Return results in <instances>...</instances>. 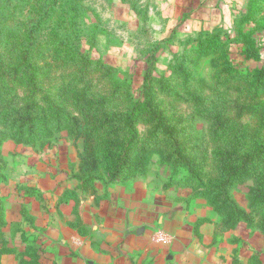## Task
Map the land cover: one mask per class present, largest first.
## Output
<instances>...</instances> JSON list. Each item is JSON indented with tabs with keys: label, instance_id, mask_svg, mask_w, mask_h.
<instances>
[{
	"label": "rangeland",
	"instance_id": "374dc122",
	"mask_svg": "<svg viewBox=\"0 0 264 264\" xmlns=\"http://www.w3.org/2000/svg\"><path fill=\"white\" fill-rule=\"evenodd\" d=\"M68 1L77 6L75 22L58 8L38 36L44 42L66 36L67 51L78 49L105 66L83 78L94 95L111 96L114 81L141 94L147 67L153 79L169 76L185 50L199 49L220 29L225 44L192 54L189 79L177 77L159 94L168 122L183 131L185 143L194 132L205 137L197 145L212 147L206 142L210 121L197 114L196 98L207 104L219 95L228 118L264 137V77L256 76L264 69V1L259 12L250 16L241 5L226 21L213 10L216 0ZM31 10L25 7L29 15ZM251 40L258 56L247 58L243 50ZM41 56L45 70L36 88L0 68L1 93L40 101L59 83L75 81L78 69L60 54ZM124 94L110 97L112 107L125 105ZM61 118L23 133L10 126L0 130V264H264V204L250 206L245 188L205 196L186 169L174 172L162 164L153 149L165 135L154 122L140 119L126 132L123 146L145 149L142 165L112 181L100 169H81V136L74 122ZM202 150H194L197 160ZM224 195L250 221L236 213L228 220L218 208Z\"/></svg>",
	"mask_w": 264,
	"mask_h": 264
},
{
	"label": "trees",
	"instance_id": "16d2710c",
	"mask_svg": "<svg viewBox=\"0 0 264 264\" xmlns=\"http://www.w3.org/2000/svg\"><path fill=\"white\" fill-rule=\"evenodd\" d=\"M260 1L251 0L246 13L249 12L251 16L259 12L260 7L257 5ZM25 7L33 9L30 15L25 11ZM58 8L64 13L65 10L68 11L71 23L75 22L77 6L72 1L0 0V68L31 89L36 88L39 76L45 70L41 53L53 52L55 56L60 54L59 57L79 71L78 76L72 79L74 82L59 83L53 92H46L40 101L31 95L9 98L0 91V130L10 126L23 133L31 131L40 122L49 125L53 121H59L61 117L66 118L76 124L77 134L81 136V169L90 172L100 169L113 181L127 176L130 170L142 165L140 159H143L144 155L140 153L145 149L123 146V143L126 132L132 130L134 122L146 119L148 122H154L159 134L165 135L153 149L160 162L171 164L174 172L181 168L186 169L188 178L196 179L197 185L205 191V196L221 195V192L232 188L239 191L240 188H245L250 197V206L264 204V137H259L256 133L250 135L232 118H228L225 101L216 95L207 104L202 103L199 97L196 98L197 114L202 113V117L210 121V137H207L206 142L210 141L213 146L197 145L205 142V137L194 132L188 133V142L185 143L179 137L183 131L177 130L168 122L166 111L162 107L163 98H159L160 93L169 90V82L173 79H189L192 54L204 53L225 44V41L218 39L220 29L208 36V39L200 41L199 49L185 50L176 60L169 76L153 79L149 76L147 67L139 95L134 96L125 81H114L111 94L118 95L122 91L125 93L120 95L123 96L125 105L115 108L112 107L110 99L112 95H94L91 85L83 79L93 68L100 70L105 67L103 64L78 49L67 51L64 48L68 44L66 36L50 38L48 42L39 39L40 29ZM240 37L236 36V39ZM247 43L249 47L252 46V40ZM54 46L59 49H52ZM243 52L247 58L258 56V52L251 47H247ZM107 69L108 67L105 68L106 74L111 75V71L108 69L107 72ZM256 76L262 79L264 69L256 70ZM79 82L84 85L80 86ZM159 85L161 91L158 92ZM193 95L196 96L195 92ZM70 108L75 110L78 116L72 117ZM239 108L245 110L249 106L239 105ZM207 133L208 131H205L201 134ZM189 146L193 149L187 152L186 148ZM199 147L203 150L201 158L197 160L194 150ZM221 200L218 208L228 216V220L232 219V213H236L238 217L250 221L248 216L237 208V203L230 201L225 195ZM210 203L214 205L215 201L210 200ZM260 223V228L264 229V218Z\"/></svg>",
	"mask_w": 264,
	"mask_h": 264
},
{
	"label": "crops",
	"instance_id": "0c3cea01",
	"mask_svg": "<svg viewBox=\"0 0 264 264\" xmlns=\"http://www.w3.org/2000/svg\"><path fill=\"white\" fill-rule=\"evenodd\" d=\"M264 1V0H261ZM216 5L213 6V10L222 13V19L233 20L237 14H239L241 5L245 7L251 3V0H216Z\"/></svg>",
	"mask_w": 264,
	"mask_h": 264
}]
</instances>
